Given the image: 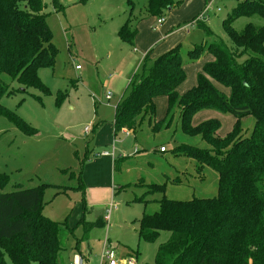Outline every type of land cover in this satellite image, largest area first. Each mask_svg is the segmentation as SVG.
I'll return each instance as SVG.
<instances>
[{
  "label": "rangeland",
  "instance_id": "1",
  "mask_svg": "<svg viewBox=\"0 0 264 264\" xmlns=\"http://www.w3.org/2000/svg\"><path fill=\"white\" fill-rule=\"evenodd\" d=\"M43 2L57 50L54 69L39 71L50 94L36 88L24 89L2 76L15 94L4 97L1 105L22 122L0 114V191L10 193L45 185L42 214L69 228L63 229V264H72L75 255L84 257L85 264H103L106 240L118 264H154L157 251L169 234L161 233L152 243L140 242L138 222L144 206L135 199L214 198L219 189L218 174L210 168L198 173L196 161L185 156L169 155L165 161L156 152V144L136 143L123 132L115 135L117 106L121 99L131 96L153 60L179 45L186 63V79L177 92L185 94L195 87L200 62L195 64L188 50L209 41L199 24L209 27L232 47L223 23L244 0H186L166 12L162 25L158 17L147 14L149 0H59L62 9L58 11L53 0ZM207 6L212 10L202 20ZM129 18L131 27L138 29L134 46L119 37L120 27ZM248 23L264 27V20L259 17L240 18L233 26L242 31ZM147 56L149 61L145 60ZM209 60L205 57L201 62ZM222 91L229 96L227 90ZM59 94L63 95L60 101ZM108 94L112 95L111 101L106 100ZM155 102L158 119H162L167 99L158 97ZM208 118L221 121V136L229 133L236 121L206 112L197 116L195 124ZM180 124L181 119L177 118L176 143L172 145L208 147L182 134ZM253 125L252 118L244 120L243 132ZM87 127L89 133L85 132ZM104 151L113 153V158L94 159V154ZM123 157L126 159L114 171L113 160ZM176 177H180L178 184L173 182ZM163 183H167L165 194H147L150 184ZM111 201L117 208L107 221ZM153 209L149 207V212ZM99 219L104 227L85 233L83 223ZM6 262L13 264L7 257Z\"/></svg>",
  "mask_w": 264,
  "mask_h": 264
},
{
  "label": "trees",
  "instance_id": "2",
  "mask_svg": "<svg viewBox=\"0 0 264 264\" xmlns=\"http://www.w3.org/2000/svg\"><path fill=\"white\" fill-rule=\"evenodd\" d=\"M185 1L149 0L147 14L164 19L169 8ZM53 5L57 11L62 9L59 0H53ZM44 9L43 0H0V114L19 124L22 121L15 113L1 105L4 97L15 94L2 76L24 89L50 94L39 71L54 69L57 50ZM252 17L264 20V0H244L224 21L232 47L199 24L209 41L189 48L188 53L194 63L208 56L212 61L203 65L196 86L189 92H177L186 79L179 45L153 60L131 96L121 99L117 106L115 135L127 131L136 143L156 144V152L165 161L169 155L185 156L196 161L198 173L210 168L218 174L219 189L214 198L135 199L144 206L138 222L140 242L152 243L161 233L169 234L154 264H264V27L248 23L237 31L233 26L240 18ZM130 21L120 28L119 37L134 46L138 29L132 28ZM62 97L59 94L58 101ZM158 97L167 99L162 119H158ZM206 112L233 117L236 121L232 130L221 136L218 118L195 124L197 116ZM177 118L181 119L182 134L208 147L172 145ZM248 118L254 125L243 132V122ZM125 159H115L114 171ZM179 180L176 177L173 182L178 184ZM79 183L84 190L81 178ZM44 187L0 191V264H7L6 257L13 264H63L62 239L69 228L42 214ZM148 187L147 194H165L167 183ZM149 207L154 211L149 212ZM83 226L87 233L104 227V222L99 219Z\"/></svg>",
  "mask_w": 264,
  "mask_h": 264
},
{
  "label": "built area",
  "instance_id": "3",
  "mask_svg": "<svg viewBox=\"0 0 264 264\" xmlns=\"http://www.w3.org/2000/svg\"><path fill=\"white\" fill-rule=\"evenodd\" d=\"M211 10H212V7L211 6H207L206 9H205V12L203 13V15L201 17V19L204 20L205 19L204 16H205L206 12H209ZM218 11H220V10L218 9ZM163 22H164V19H160L159 20V24L160 25H162ZM77 70H80V67H77ZM106 100L107 101H111L112 100V95L108 94L106 96ZM85 132L86 133L90 132L89 127H87L85 129ZM123 133L130 134L127 131H123ZM161 151L165 152L164 149L161 150ZM136 152H137V149H136ZM101 157H113V153H110L109 151H104V152H99V153L94 154V158H101ZM116 208H117V205L114 204L113 201H111L110 209L107 212V221L110 218L111 211L116 209ZM102 260L104 261L103 264L104 263L105 264H118L117 260H116V254H115L114 250L109 248L108 240L105 241V245H104V249H103V255H102ZM72 264H85L84 257H80L78 255H75ZM128 264H134V262L133 261H129Z\"/></svg>",
  "mask_w": 264,
  "mask_h": 264
},
{
  "label": "crops",
  "instance_id": "4",
  "mask_svg": "<svg viewBox=\"0 0 264 264\" xmlns=\"http://www.w3.org/2000/svg\"><path fill=\"white\" fill-rule=\"evenodd\" d=\"M215 1H216V0H215ZM129 2H131V1H129ZM170 11H171V10H170ZM126 22H127V21H126ZM124 24H125V23H124ZM124 24H123V25H124ZM130 24H131V23H130ZM123 25H122V26H123ZM122 26H121V27H122ZM121 27H120V28H121ZM208 58H210L209 61H212V57L208 56ZM209 61H208V62H209ZM195 64H197V63H195ZM199 64H200V66L197 68V70H198V69H199V70H202V67H203L204 63H203V62H200ZM193 66H195V65H193ZM197 70H196V71H197ZM128 135H129V134H128ZM93 157H94V156H93ZM101 158H113V157H101ZM87 159H88V157H87ZM87 159H86V160H87ZM94 159H100V158H94ZM114 161H115V160H113V170H114ZM113 190H114V189H113ZM113 190H112V193L114 192ZM110 203H111V202H110ZM109 219H110V218H109Z\"/></svg>",
  "mask_w": 264,
  "mask_h": 264
},
{
  "label": "water",
  "instance_id": "5",
  "mask_svg": "<svg viewBox=\"0 0 264 264\" xmlns=\"http://www.w3.org/2000/svg\"><path fill=\"white\" fill-rule=\"evenodd\" d=\"M169 10H171V8H169Z\"/></svg>",
  "mask_w": 264,
  "mask_h": 264
}]
</instances>
